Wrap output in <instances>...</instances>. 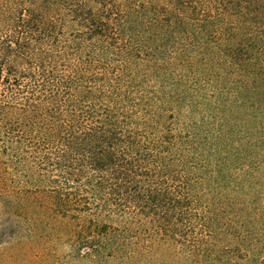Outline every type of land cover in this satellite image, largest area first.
Wrapping results in <instances>:
<instances>
[{
  "label": "trees",
  "instance_id": "trees-1",
  "mask_svg": "<svg viewBox=\"0 0 264 264\" xmlns=\"http://www.w3.org/2000/svg\"><path fill=\"white\" fill-rule=\"evenodd\" d=\"M0 264H264V0H0Z\"/></svg>",
  "mask_w": 264,
  "mask_h": 264
}]
</instances>
